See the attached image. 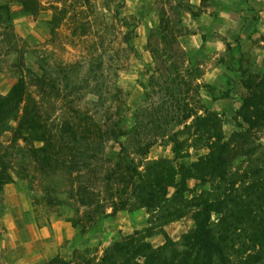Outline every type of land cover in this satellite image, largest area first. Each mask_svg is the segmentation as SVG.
<instances>
[{"label": "trees", "instance_id": "1", "mask_svg": "<svg viewBox=\"0 0 264 264\" xmlns=\"http://www.w3.org/2000/svg\"><path fill=\"white\" fill-rule=\"evenodd\" d=\"M12 1L21 6L23 14L37 15L42 10L41 0ZM15 15L9 4H0V37L18 42ZM122 22L128 30L125 42L133 49L130 33L134 29L130 28L135 26L125 18ZM153 59L149 89L135 113V124L127 129L86 124L77 130L72 121L48 126L21 71L9 94H0V189L14 182L10 174L4 175L8 163L1 137L19 120L20 127L40 134L42 169L64 172L69 177V197L77 199L78 214L82 207L93 208L100 203L111 209V213H102L103 218L121 210L147 209L149 214V227L115 241L101 258L91 257L84 249L76 250L71 261L58 256L49 264H264V75L245 73L242 84L248 94L234 119L239 130L228 139L220 113L186 105L181 99L192 91L194 78L193 91L200 93L201 76L193 74L191 61L170 50L160 55L154 52ZM93 66L88 68L91 73ZM27 70L37 84H46L43 76ZM228 85L230 94L231 82ZM158 86L161 101L156 105L151 100ZM97 91L99 102L108 89L99 86ZM86 119L94 121L93 117ZM160 137L168 138L173 158H145L142 170L125 169L134 164L131 155L146 157L150 140ZM110 141L118 147L113 146V151L106 154ZM191 148L207 149L208 153L191 164L182 162L190 157ZM127 172L132 177L131 194L125 186ZM83 174L91 175L94 182ZM191 181L197 182L194 188ZM189 216L194 228L178 241L173 240L166 227ZM74 223L77 226L78 222ZM81 228L83 234L89 233L87 225ZM158 234L165 237V242L154 247L149 239Z\"/></svg>", "mask_w": 264, "mask_h": 264}, {"label": "rangeland", "instance_id": "2", "mask_svg": "<svg viewBox=\"0 0 264 264\" xmlns=\"http://www.w3.org/2000/svg\"><path fill=\"white\" fill-rule=\"evenodd\" d=\"M0 4H9L16 13L14 31L19 39L17 42L11 37H0V94L8 95L17 82L19 73L25 72L29 91L37 100L40 115L50 127L72 121L77 130L81 126L84 128L86 124L88 127L105 124V129L118 125L127 129L135 124V113L149 89L152 67L155 66L154 52L160 55L163 51L170 50L182 58H188L193 74L201 77V65L210 64L212 60L201 50L190 56L183 48L182 39L194 31L188 26L191 18L200 16L203 11L201 8H192L189 0H41L42 10L37 15L23 14L21 6L12 0H0ZM56 8L61 12L56 11ZM249 9L254 10L255 18L261 22L263 29L264 0H255ZM55 15L57 21H54ZM234 17L238 18V15ZM124 18L131 26H135L130 28V31L134 29L130 33L133 49L125 42L128 30L123 28ZM230 36L233 37L232 34ZM236 48L235 46L234 50ZM237 53L231 52L230 57L233 55L234 60H237ZM92 63L94 68L91 73L88 68ZM236 66L238 62H235V68ZM27 68L43 76L46 84H37ZM249 70H252L250 65ZM253 74L262 77L264 72ZM193 82L192 91L184 98L181 97L184 104L211 109L212 102L204 98L205 91L202 87L213 94L214 88L204 84L202 86L198 81L202 87L200 86V93L197 94L193 91L196 89L195 78ZM224 84L227 85L228 81L225 80ZM99 86L105 87L108 92L98 102L95 94ZM152 93L151 102L160 104V86ZM225 93L226 91H218L214 96ZM223 105L224 109L231 112L241 107L237 100ZM221 116L225 135L229 139L234 131L239 130L234 120L236 115H233L234 119L232 116L227 120ZM87 117H93L94 121L87 120ZM20 126L19 120L13 122L12 131L1 137L4 145L2 153L8 163L4 175L10 174L14 182L10 183L13 187L11 190H6L8 184L0 189V212L2 214L16 208H28L30 203L38 227L52 230V243L56 252L36 264H49L58 256L71 261L76 250L84 249L89 250L91 257L101 258L115 241L149 227L147 209L121 210L113 217L103 218L102 213L105 210L106 213H111V209L108 204L100 203L93 208L82 207L78 214L75 211L77 199L69 197V177L64 172L54 173L42 169L39 163L43 158V144L38 142L40 134L31 132L27 126ZM148 142L149 139L145 144ZM150 142L152 144L148 148V155H131L130 161H134V164L125 169L133 172L140 167L142 170L145 158L154 160L174 157L167 137ZM107 145L106 154L113 151V146L118 147L113 141ZM207 153V149L191 148L190 157L182 162L191 164ZM127 174L125 186L131 194L132 177L130 173ZM90 176L85 178L94 182L95 179H90ZM196 185V181L190 182L192 188ZM18 192L23 195L20 199L16 198ZM117 214H120L119 219L116 218ZM3 218L0 215V242L6 241L1 231ZM74 221L78 222L77 226ZM82 225H87L89 233H82ZM66 227L69 240L56 237L55 234L65 232ZM193 228L194 221L189 216L168 225L167 231H170L169 235L173 240L178 241ZM97 229L101 231L92 232ZM149 241L154 247H159L164 244L165 237L158 234ZM69 243H72L70 249L61 252V248Z\"/></svg>", "mask_w": 264, "mask_h": 264}, {"label": "crops", "instance_id": "3", "mask_svg": "<svg viewBox=\"0 0 264 264\" xmlns=\"http://www.w3.org/2000/svg\"><path fill=\"white\" fill-rule=\"evenodd\" d=\"M253 2L255 0H189L192 8H201L203 11L200 16L191 18L188 26L194 31L182 39V45L190 56L201 50L212 58L210 64L201 65L203 73L199 81L202 86L213 87L214 94L226 91L224 95L214 96L202 87L205 91L204 98L212 102L211 109L223 115L226 120L236 115L237 109L231 112L224 109L223 104L237 100L240 105L248 94L242 84V80L246 78L245 73L264 72V28H261V22L255 18L254 10L249 9ZM234 15H238V18ZM233 51L238 52L237 60H234L233 55L230 57ZM235 62H238L236 68ZM249 65L252 70L248 71ZM225 80L232 84L230 94L227 93L229 85L224 84ZM5 188L11 190L13 187L8 184ZM20 194L18 192L16 198L23 197ZM27 201L29 202V197ZM29 205L28 208H16L2 214L0 212L1 217H4L1 231L6 238V241L0 242V264H36L56 252L52 243V230L38 227L36 215L30 203ZM119 216L117 214L116 218L119 219ZM166 232L168 233L167 227ZM55 235L69 240L67 227L65 232ZM71 245L69 243L61 248V252H67Z\"/></svg>", "mask_w": 264, "mask_h": 264}]
</instances>
